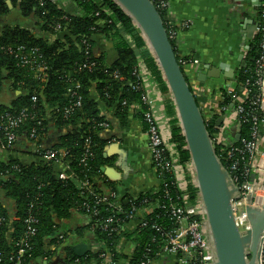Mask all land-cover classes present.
I'll list each match as a JSON object with an SVG mask.
<instances>
[{"label":"trees","instance_id":"16d2710c","mask_svg":"<svg viewBox=\"0 0 264 264\" xmlns=\"http://www.w3.org/2000/svg\"><path fill=\"white\" fill-rule=\"evenodd\" d=\"M71 1L76 6L75 12H67L52 0H0V95L8 94L11 99L10 105H0V118L6 114L13 117L25 114L23 123L17 129V140L24 135L30 137L31 131L36 130L37 140L32 142L37 147H41L50 126L65 130L58 143L46 150L56 152L60 158L67 153L61 162L68 167L64 171L56 166L55 161L44 160L46 150L43 149L37 154L40 161L32 165H24L11 157L0 166V189L6 200L3 202L0 198V214L6 220L0 229V248L6 253V260L15 256L20 248L17 244L26 233L27 221L33 217L39 221L38 234L31 240L32 249L26 256V264L49 255L50 246L64 247L76 261L71 242H67L73 234L92 243L95 248L93 253L79 259L80 264H123L124 260L129 264L155 262L165 254L166 236L177 227L170 206L197 205L200 197L197 184L190 178L181 192L174 174L159 168L156 174L161 185L156 193L141 194L128 203L122 201V210L115 209V200L109 197L114 188L107 182H99L102 167L107 163L100 125L108 124L101 115L99 103L114 110L121 120L127 118L133 105L139 104L144 119L147 108L142 100V80L145 83V76H139L141 69L150 74L152 81L161 82L165 93L170 90L155 57L146 48L145 40L114 0ZM159 13L169 31L167 11L159 10ZM260 40V35L256 33L245 63L235 77L236 86L233 89L238 93H241L246 80L254 76L260 56ZM171 43L176 50L175 40ZM104 45L114 55L111 64L107 62L106 53L98 52L104 49ZM33 49L38 50L39 61L45 67L39 72L23 67L19 58L15 57L17 52L26 53ZM91 64H95L92 69L83 67ZM191 89L201 108L197 94ZM70 90L81 96V107L76 106L77 96ZM93 91H96L98 100L93 98ZM222 92L219 109L214 111L210 107L208 113L202 110L207 118L208 132L217 138L223 129L217 124L221 117L219 111L232 106L231 98L226 91ZM249 101H246L247 107ZM66 110L70 113L66 114ZM171 117L170 143L173 149L168 148L166 156L180 169L186 170L191 164V156L179 118ZM249 133L250 126L243 124L240 127L242 138L248 139ZM87 140L91 141L93 156L83 163ZM0 142L7 145L4 134H0ZM214 145L227 171L238 164L240 171L237 175L244 183L243 173L242 178L240 174L247 166V159L243 160V155L237 153L231 156L233 148L242 150L243 146L236 141L231 147L221 143ZM14 146L8 149L12 150ZM63 171L75 175L77 180L89 181L92 189L81 188L74 179L61 180ZM182 193L185 201L179 200ZM98 194L109 198V202H98ZM134 208L152 210L143 217L147 227L141 228L139 224L134 229L129 227L127 217ZM75 212L85 217L87 224L84 229L73 231L69 228L67 223L74 219ZM109 219L113 223L106 228ZM154 226L158 230L153 229ZM122 241L133 243L131 253L120 250Z\"/></svg>","mask_w":264,"mask_h":264},{"label":"crops","instance_id":"0c3cea01","mask_svg":"<svg viewBox=\"0 0 264 264\" xmlns=\"http://www.w3.org/2000/svg\"><path fill=\"white\" fill-rule=\"evenodd\" d=\"M52 1L58 3L67 12L76 10V6L71 0ZM9 6L11 7V5ZM260 10L261 0H170L167 18L170 30L177 32L176 53L182 64L191 61L183 64V68L205 113L209 112L210 107L214 111L220 108L219 105L223 100L222 90L225 92L229 88H235V77L240 70L239 67L244 65L256 35L255 28ZM98 52L106 53L109 64L114 60V55L107 46L104 45V49ZM241 57L243 58L242 65H238V60ZM222 67L225 68V71L221 70L223 72L219 78H210L209 73L213 69L220 70ZM142 71L145 72L144 85H146L153 112L160 125L164 140L168 148L172 150L173 146L170 143L171 116L179 118L172 94L170 91L165 93L161 82L152 81L150 74L145 70ZM230 76L233 78H229ZM92 95L95 100H98L96 91H93ZM10 100L8 94L0 95V105L4 103L3 105L8 106ZM99 107L101 115L109 124L107 128L101 129L102 141L105 143L104 158L107 163L102 167L99 182H107L114 188L113 194L117 205H122V201L128 203L144 193H156L160 188L161 181L153 167L147 126L140 113V105H133L124 120L119 119L115 111L107 108L104 103H99ZM222 126V141L226 144L233 143L237 136L235 123L231 121L229 127L226 124ZM64 132L65 130L50 126L49 132L42 139L41 147H37L27 135L19 137L12 150L3 148L0 142V166L7 163L11 157L24 165L39 162L37 157L39 151L54 147ZM56 166L65 170V165L62 162L56 163ZM190 167L191 165L186 167V170H177L183 188L190 178L192 181L194 179ZM0 198L3 199V202L6 201L1 189ZM6 204L9 205V203ZM10 204L12 205V203ZM67 224L75 231L79 228L84 229L87 222L83 215L75 212L74 219ZM130 228H135V225H130ZM69 241L72 249L74 246L84 243L92 246L93 251L87 255L95 251L92 243L79 239L74 234L67 242ZM133 249V243L122 241L121 251L129 254ZM48 252L49 255L46 257L33 259L27 264H52L56 261H60V264H80L81 262L79 261L81 258L74 253L77 260H73L64 247L50 246ZM153 264L179 263L177 257L164 254Z\"/></svg>","mask_w":264,"mask_h":264},{"label":"built area","instance_id":"2783aa9c","mask_svg":"<svg viewBox=\"0 0 264 264\" xmlns=\"http://www.w3.org/2000/svg\"><path fill=\"white\" fill-rule=\"evenodd\" d=\"M151 1L156 6L158 12L159 10H168L170 0ZM58 29H60V27H58ZM167 32L170 40H176L177 32L173 30H169ZM255 32L260 35L261 40L260 56L256 62L254 76L251 79L246 80L241 93L236 92L233 88L226 90L227 95L232 100V106L229 109L227 107H223L222 109V116L226 117L223 124H227L228 126H226L229 127L231 121L235 123L237 135H240V140L235 141L236 143H240L243 146L242 150L233 148L231 156L234 157L237 153L239 155H243V160L247 159V166L243 172L241 171L240 174L242 178L243 173L242 179L245 181L244 183H242L240 177L237 175V173L240 171L238 164L233 165L230 170H228L233 183L239 191V198L233 203V212L240 231H246L250 228L246 211L248 208V198H252V207L262 209L264 206V0H261L260 22H257ZM20 50L23 51V49ZM15 57L19 58L23 67H29L36 72H39V69L41 68H45L42 61H39L40 56L37 49H33L26 53L17 52ZM189 62L191 61L183 62V64ZM180 64L183 66L181 62ZM94 66L95 64H91L89 66L84 65L83 67L92 69ZM138 72L139 76H144L145 74V72L142 70H139ZM76 88L79 89L80 86L77 85ZM138 88H140V86H138ZM142 89L144 90L142 99L143 105H145L147 108V111L144 113V121L147 124V135L153 166L156 170L160 168L171 171L176 177V180L179 182V185L177 183V187H179L180 191H184L182 183L177 175V170L180 169V167L176 165L175 162H171L166 156L168 145L164 140L160 125L153 112V106L143 80ZM70 93H72L74 96H77L76 106L78 108L81 107V96H78L75 90H70ZM249 99V106L247 107L246 101ZM33 100L36 101L37 99L34 97ZM222 110L220 109L219 112L221 113ZM69 113L70 110H66V114ZM24 117H26L25 114H21L19 117H13L10 114H6V116L0 118V134L5 135L7 144L3 145V148H9L15 144L18 138L17 129L20 127L21 123H23ZM243 124L250 126L248 139L242 138L240 134V127ZM100 126L101 128H107L109 125L107 123H102ZM30 138L32 140H37L36 130L31 131ZM211 138L214 144H224L221 133L218 138L216 136H211ZM233 143L225 144L226 147H231ZM90 147L91 141L87 140V148L83 163H86V161L93 156ZM66 156L67 153H64L61 158L57 157V153L50 150L46 152L44 158L46 161H55L56 163H60L61 160H63ZM67 169L68 167L65 165L64 171ZM64 171L60 174L61 180L69 181L74 179L76 182H78L81 188L83 187L85 189H92V184L89 181L77 180L75 175L67 174ZM166 196L168 197V193ZM97 197H99L98 202H109V198L102 197L99 194ZM109 197L115 200L114 194H111ZM179 200H186V197L183 193L179 196ZM113 206L118 211L122 210L121 205H117L115 203ZM170 211L171 216L176 221L177 227L171 234L166 236L167 245L164 248L165 254L177 257L179 264H212V248L209 241L207 240V230L204 226L205 214L201 205L200 197L197 205L185 203V205L180 206L178 204H172L170 206ZM150 213H152L150 208L143 209V211H139L138 209L134 208L131 214H129L127 217L129 227L130 225H135L136 227L137 224H139V227L141 228L147 227L148 225L143 217ZM5 222V218L0 214V229L5 224ZM112 223V219L107 220L106 228L111 226ZM115 223H117V221ZM38 224L39 221L36 218L32 217L28 219L26 233L17 244V246L20 248L16 255L10 257L9 260H6V253L0 248V264H26V256H28V252L32 249L31 240L38 234ZM152 228L158 230L156 226ZM59 239L63 240V237H59ZM153 263L154 262L151 261L145 264ZM123 264H129V262L124 260ZM261 264H264V246Z\"/></svg>","mask_w":264,"mask_h":264},{"label":"water","instance_id":"95a60500","mask_svg":"<svg viewBox=\"0 0 264 264\" xmlns=\"http://www.w3.org/2000/svg\"><path fill=\"white\" fill-rule=\"evenodd\" d=\"M114 1L140 31L172 94L204 209V226L212 248V264H261L264 246V206L262 209L254 208L252 198H248L246 211L250 228L240 231L233 212V203L239 198V191L216 154L215 145L207 129V118L204 117L192 92L160 13L151 0ZM239 60L243 62L242 57ZM224 69H213L209 73L210 78H219ZM225 75L227 76L226 73ZM225 119V116H221L217 120L218 126H222ZM236 140H240V135L236 136ZM72 251L82 258L93 249L84 243L74 246ZM58 262L52 264H59Z\"/></svg>","mask_w":264,"mask_h":264},{"label":"rangeland","instance_id":"374dc122","mask_svg":"<svg viewBox=\"0 0 264 264\" xmlns=\"http://www.w3.org/2000/svg\"><path fill=\"white\" fill-rule=\"evenodd\" d=\"M142 37V36H141ZM143 38V37H142ZM146 48L148 49L149 47H148V45L146 44ZM149 51H150V49H149ZM227 125V124H226ZM228 126V125H227ZM165 139V138H164ZM224 146H226V144L224 143ZM191 165V164H190ZM190 169H191V167H190ZM192 170V169H191ZM191 174V173H190Z\"/></svg>","mask_w":264,"mask_h":264},{"label":"flooded vegetation","instance_id":"af4514ba","mask_svg":"<svg viewBox=\"0 0 264 264\" xmlns=\"http://www.w3.org/2000/svg\"><path fill=\"white\" fill-rule=\"evenodd\" d=\"M238 61H239V64L238 65H242V62H240V60H238ZM240 67H239V69H240ZM58 263L60 264L61 262L59 261Z\"/></svg>","mask_w":264,"mask_h":264}]
</instances>
